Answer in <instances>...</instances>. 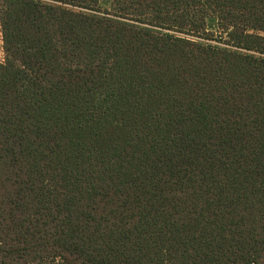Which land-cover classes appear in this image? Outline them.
<instances>
[{
  "label": "trees",
  "instance_id": "trees-1",
  "mask_svg": "<svg viewBox=\"0 0 264 264\" xmlns=\"http://www.w3.org/2000/svg\"><path fill=\"white\" fill-rule=\"evenodd\" d=\"M0 20V264H264V0Z\"/></svg>",
  "mask_w": 264,
  "mask_h": 264
},
{
  "label": "rangeland",
  "instance_id": "rangeland-1",
  "mask_svg": "<svg viewBox=\"0 0 264 264\" xmlns=\"http://www.w3.org/2000/svg\"><path fill=\"white\" fill-rule=\"evenodd\" d=\"M5 52H4V43H3V35H2V27L0 20V62H4Z\"/></svg>",
  "mask_w": 264,
  "mask_h": 264
}]
</instances>
